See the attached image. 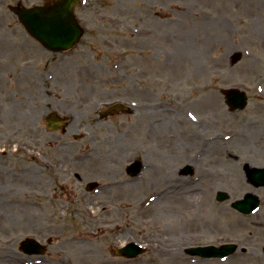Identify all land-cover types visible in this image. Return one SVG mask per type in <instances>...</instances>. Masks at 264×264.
<instances>
[{"label":"rangeland","instance_id":"rangeland-1","mask_svg":"<svg viewBox=\"0 0 264 264\" xmlns=\"http://www.w3.org/2000/svg\"><path fill=\"white\" fill-rule=\"evenodd\" d=\"M17 1L0 0V264H264V186L244 172L264 165L223 123L264 117V0H81L85 33L57 69L9 11ZM229 87L247 92L242 110ZM116 100L132 109L103 115ZM50 111L69 116L64 130L45 126ZM136 159L147 167L131 178ZM118 177L120 189H85ZM248 192L260 204L244 214L231 204ZM28 236L43 255L18 249ZM130 240L146 253L115 255ZM227 242L239 247L225 258L185 251Z\"/></svg>","mask_w":264,"mask_h":264},{"label":"water","instance_id":"water-1","mask_svg":"<svg viewBox=\"0 0 264 264\" xmlns=\"http://www.w3.org/2000/svg\"><path fill=\"white\" fill-rule=\"evenodd\" d=\"M77 2V0H56L51 7L48 6H35L32 8L18 7L14 10L18 13L21 20L29 21V28L31 29H47L49 27L58 30L57 33V43L61 46L66 45L70 40L75 39L80 35V30H75V20L72 15V7ZM71 31H74V37L71 36ZM52 42L54 38H51ZM237 59V55H234L232 61ZM225 94L227 96V102L231 105V108H241L245 104V94L238 90H226ZM248 177L251 181L257 182L259 178H262L258 184H264V170L262 172L258 171H248ZM257 184V183H255ZM248 196V195H246ZM225 195L219 194V198H224ZM238 208L249 211L257 205V201L246 197L244 201L236 202L234 204ZM23 247L27 250L36 251L40 246L33 240H26L23 243ZM234 249L233 245H224L217 249L213 246L204 247H191L188 252L192 254H200L203 256L212 255H225ZM137 247L129 245L125 248L119 250L121 253H134L137 252Z\"/></svg>","mask_w":264,"mask_h":264},{"label":"bare ground","instance_id":"bare-ground-1","mask_svg":"<svg viewBox=\"0 0 264 264\" xmlns=\"http://www.w3.org/2000/svg\"><path fill=\"white\" fill-rule=\"evenodd\" d=\"M223 123L224 121L227 122L225 125H227L228 129H230V135L233 133L237 135L239 132L242 136V138L246 137V134L250 136V139H243L242 145L246 146V150L244 151L243 160H248L250 162H257L261 163L262 166L264 165V117L260 118H251V119H237L224 116L223 114ZM234 128V130L232 129ZM257 142V143H255ZM252 144H255L257 147L256 149L252 147ZM225 151L227 150L226 146L222 147ZM214 152H217V149H213ZM250 164V163H249ZM251 165V164H250ZM175 187V186H174ZM122 187H110V190H116L120 189ZM160 200H155L151 202H143L144 205H149L154 208H158L159 206H162V202H159ZM252 225H250L249 229ZM257 227L263 228L264 222H259L256 224Z\"/></svg>","mask_w":264,"mask_h":264},{"label":"flooded vegetation","instance_id":"flooded-vegetation-1","mask_svg":"<svg viewBox=\"0 0 264 264\" xmlns=\"http://www.w3.org/2000/svg\"><path fill=\"white\" fill-rule=\"evenodd\" d=\"M50 2L52 1V0H49ZM25 32V34H26V39L28 40V42H29V44L31 45V46H33L35 49H37V50H40V51H42L43 53H46V50H45V48L38 42V41H36L34 38H32L26 31H24ZM17 44V46H18V42L16 43ZM51 54V53H50Z\"/></svg>","mask_w":264,"mask_h":264}]
</instances>
